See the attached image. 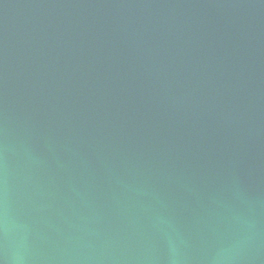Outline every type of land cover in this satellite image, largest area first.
<instances>
[{"label":"water","instance_id":"1","mask_svg":"<svg viewBox=\"0 0 264 264\" xmlns=\"http://www.w3.org/2000/svg\"><path fill=\"white\" fill-rule=\"evenodd\" d=\"M0 264H264V0H0Z\"/></svg>","mask_w":264,"mask_h":264}]
</instances>
